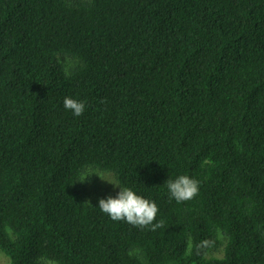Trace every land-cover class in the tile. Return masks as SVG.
<instances>
[{
    "label": "trees",
    "instance_id": "trees-1",
    "mask_svg": "<svg viewBox=\"0 0 264 264\" xmlns=\"http://www.w3.org/2000/svg\"><path fill=\"white\" fill-rule=\"evenodd\" d=\"M90 168L163 226L113 221L80 189ZM179 175L199 192L178 203ZM0 251L264 264V0H0Z\"/></svg>",
    "mask_w": 264,
    "mask_h": 264
},
{
    "label": "clouds",
    "instance_id": "clouds-1",
    "mask_svg": "<svg viewBox=\"0 0 264 264\" xmlns=\"http://www.w3.org/2000/svg\"><path fill=\"white\" fill-rule=\"evenodd\" d=\"M64 107L70 110L75 116H80L85 110V103L68 96L64 98ZM93 175L101 181L111 184L116 191L113 196L109 194L106 198L98 200L99 209L107 214L113 221H125L141 229L151 226V230L163 226L164 221L153 223L159 211L157 204L141 195H138L129 187L120 184L119 180L112 173L89 171L81 177V183L88 181ZM171 198L178 203L193 199L199 192V182L187 175H179L175 179H168L165 182Z\"/></svg>",
    "mask_w": 264,
    "mask_h": 264
},
{
    "label": "rangeland",
    "instance_id": "rangeland-1",
    "mask_svg": "<svg viewBox=\"0 0 264 264\" xmlns=\"http://www.w3.org/2000/svg\"><path fill=\"white\" fill-rule=\"evenodd\" d=\"M89 171L102 172L90 168L87 169L85 173ZM102 173H109V172H102ZM80 189L85 194L87 199L90 201L99 200L100 198H106L109 194L114 196L116 194V191H118V189L114 191V188L111 184L101 181L100 178L96 175H93L88 181L81 183ZM0 264H9V258L1 251H0Z\"/></svg>",
    "mask_w": 264,
    "mask_h": 264
}]
</instances>
